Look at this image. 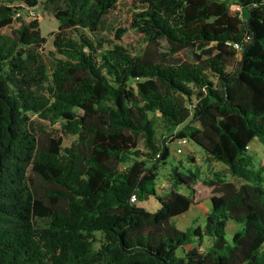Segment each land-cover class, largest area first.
<instances>
[{"label":"trees","instance_id":"16d2710c","mask_svg":"<svg viewBox=\"0 0 264 264\" xmlns=\"http://www.w3.org/2000/svg\"><path fill=\"white\" fill-rule=\"evenodd\" d=\"M15 1L0 0V264H264V163L250 150L264 146V0H133L115 38L135 30L150 46L139 53L103 34L123 0H45L59 21L53 58ZM34 114L72 144L40 134ZM181 138L225 170L180 161L160 194ZM199 181L211 208L180 229L173 218L196 204ZM153 197L156 210L143 205Z\"/></svg>","mask_w":264,"mask_h":264},{"label":"rangeland","instance_id":"374dc122","mask_svg":"<svg viewBox=\"0 0 264 264\" xmlns=\"http://www.w3.org/2000/svg\"><path fill=\"white\" fill-rule=\"evenodd\" d=\"M37 7L30 8L24 2V0H16L15 5L21 6L24 8V11L30 15L32 18H37L40 21L42 34L46 37V42L41 47V50L47 57L53 58V56L60 57V55H54L56 53V46L54 43L55 32L58 31L59 21L54 15V7L47 5L45 0H39ZM137 10V6L133 0H123L121 1L118 9H112L105 17V30L104 35L107 39H115V32L119 27L129 26L128 17L131 13ZM126 46L134 48L135 52H144L150 51V46L144 41L138 32L133 29L128 30V32L123 35L120 40ZM149 46V47H148ZM153 50L157 54L168 50V43L165 40L160 41L158 45L153 47ZM195 51L199 52L197 49H189L186 52V58L192 60L195 57ZM159 57V56H158ZM241 58V53L238 52L235 58L231 59L228 69L233 71ZM215 82H218L216 77H213ZM32 119L36 121L38 131L41 133L49 132L51 134H56L62 136L64 139V145L69 146L72 144L75 136L67 134L65 135L62 130L61 123L52 124L49 121H46L40 118L38 115H32ZM157 127L159 130V137L162 140L163 137H166L168 134L164 132V126L161 119L157 120ZM171 137V136H170ZM168 136V138H170ZM171 142V141H169ZM143 147V143L140 145ZM171 154L166 165H161L159 169L158 176V192L160 194H165L171 189H173V181L171 178L172 167L175 164H180V161L184 163L186 167L199 168L204 176L208 174L212 175V172L217 170H225V165L221 162L210 161L209 156L205 150L196 142L189 139L187 143H179L177 140L170 143ZM181 148L182 152L178 149ZM250 150L255 153L257 160H261L264 163V146L260 141L256 140L252 143ZM194 157L195 162L190 161V158ZM37 187L40 193L46 189V185L40 178L35 179ZM197 194H196V204L192 205L189 211L186 213L176 216L173 218V222L180 229H187L193 225L204 224L206 215L211 208V196L214 191L212 187L206 185L203 181H199L196 185ZM182 191L186 189L182 188ZM143 205L148 207L150 210H156L160 207V203L156 198L144 201ZM240 225L234 220L230 221L227 236L229 239L232 238L234 231L239 228Z\"/></svg>","mask_w":264,"mask_h":264},{"label":"built area","instance_id":"2783aa9c","mask_svg":"<svg viewBox=\"0 0 264 264\" xmlns=\"http://www.w3.org/2000/svg\"><path fill=\"white\" fill-rule=\"evenodd\" d=\"M189 141V139H187V138H181L180 140H179V143H181V144H183V143H187ZM180 152H182V149L181 148H179L178 149ZM160 156V154H158V157ZM132 200L133 201H136L137 200V197H136V195H134L133 197H132Z\"/></svg>","mask_w":264,"mask_h":264}]
</instances>
